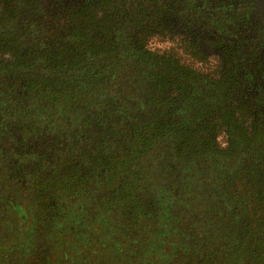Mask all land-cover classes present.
Returning <instances> with one entry per match:
<instances>
[{"label": "trees", "instance_id": "trees-1", "mask_svg": "<svg viewBox=\"0 0 264 264\" xmlns=\"http://www.w3.org/2000/svg\"><path fill=\"white\" fill-rule=\"evenodd\" d=\"M17 220L23 264L63 222L123 264H264V0H0V247Z\"/></svg>", "mask_w": 264, "mask_h": 264}, {"label": "rangeland", "instance_id": "rangeland-1", "mask_svg": "<svg viewBox=\"0 0 264 264\" xmlns=\"http://www.w3.org/2000/svg\"><path fill=\"white\" fill-rule=\"evenodd\" d=\"M173 37L175 38V40L173 41L177 42L179 36L176 35ZM155 45L157 48L162 49L170 45V43L163 41L161 44L157 43ZM99 220L101 222L100 217ZM97 223L98 219L94 222L93 231H91L92 234L96 235L97 239H99L98 236H108L110 234L108 228L102 229V227ZM17 224L19 225L18 229L21 231L19 232V235L13 233L11 236H8L5 243L0 248L3 253H13L14 255H16L17 258L15 259L18 261V264H23V261L25 260L29 263V260L32 258L31 254H29V246L31 243L29 242L30 238L25 229L29 228L30 223L28 220L22 222L21 220H17ZM82 231L83 235L80 236L77 227L75 228L74 226L69 225L67 222L58 224V229L55 231L53 238L54 244L51 246L49 255L46 254L44 258H46L50 262V264H83L82 261L85 260L88 255H90L91 261L89 262V264L124 263L122 261L123 258H120V254L116 252H110L113 248L111 247V245L107 244V236L102 239L99 245H95V243H92L91 245L94 246L91 247L89 246V242L91 240L89 239V236L85 234L87 232L84 231V229ZM148 247H150V245L145 246L143 250ZM164 247L166 248L167 246L164 245ZM116 249L119 250V247H116ZM121 251L123 252L124 249L122 248ZM8 256L9 255L6 254V257ZM132 258L133 257H131L130 263L134 261L132 260ZM125 259V262L129 264L128 257H125ZM4 264L8 263L5 261Z\"/></svg>", "mask_w": 264, "mask_h": 264}]
</instances>
